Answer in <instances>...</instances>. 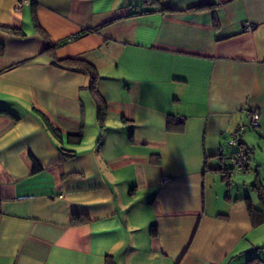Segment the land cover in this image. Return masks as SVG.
I'll return each mask as SVG.
<instances>
[{"label":"crops","instance_id":"crops-1","mask_svg":"<svg viewBox=\"0 0 264 264\" xmlns=\"http://www.w3.org/2000/svg\"><path fill=\"white\" fill-rule=\"evenodd\" d=\"M15 3L0 0V264H264L249 204L264 210L236 175L252 156L221 163L251 108L242 141L264 157V0ZM65 57L97 70L102 126Z\"/></svg>","mask_w":264,"mask_h":264},{"label":"trees","instance_id":"trees-1","mask_svg":"<svg viewBox=\"0 0 264 264\" xmlns=\"http://www.w3.org/2000/svg\"><path fill=\"white\" fill-rule=\"evenodd\" d=\"M8 32L14 33V34H18L20 32L16 31V30H7ZM53 48V44L50 42V40H47V47L45 50L49 51L52 50ZM54 63L58 66H71L74 68H77L79 70L85 71L87 72V74L89 75V89L97 103V119L99 121V124L102 126L106 120V116H107V106L105 101L100 97L98 90H97V80L99 78V74L97 72V70L95 69V67L90 64L87 61H84L82 59L79 58H74V57H65V58H55L54 59ZM2 112H7L5 110H1ZM34 112L37 114V116L39 117L43 127L45 128L46 131H48V133L52 136H54L55 138H57L61 143L63 142V138L61 136V134L59 133V131L47 120V118L44 116L43 113L39 112L38 110L34 109ZM65 140L66 142L69 143H80L82 140V133H77V134H67L65 136ZM59 150L63 153V155L67 158H71L73 156H75L76 152L75 150H71L68 149L66 147L63 146H59ZM229 171H233L231 169H229L228 167L226 168ZM255 189L258 191V195L259 198L262 201V204H264V187H262V185H255ZM256 212V213H254ZM249 213L251 215L252 220L256 223V224H260L262 221V219H264V215H262L260 210H257L255 208H253V206L251 204H249ZM156 226H153V230L155 229ZM155 232V231H154ZM107 264H115L113 261L109 260L107 261Z\"/></svg>","mask_w":264,"mask_h":264},{"label":"built area","instance_id":"built-area-1","mask_svg":"<svg viewBox=\"0 0 264 264\" xmlns=\"http://www.w3.org/2000/svg\"><path fill=\"white\" fill-rule=\"evenodd\" d=\"M28 0H16L15 9L20 10ZM247 29H251L252 25H247ZM74 37H69L67 41L73 40ZM178 121H182L183 117L179 116ZM260 126V114L256 108H251L248 115V124L237 127L228 140L229 146L232 148L228 154L221 155V163L233 171H242L249 164L250 154L253 152V147L244 144L242 136L247 129H256ZM165 181L167 179H164Z\"/></svg>","mask_w":264,"mask_h":264},{"label":"rangeland","instance_id":"rangeland-1","mask_svg":"<svg viewBox=\"0 0 264 264\" xmlns=\"http://www.w3.org/2000/svg\"><path fill=\"white\" fill-rule=\"evenodd\" d=\"M253 153L250 154V157H251V161H252V166L253 169L255 170V168H258L259 170V173H258V179L262 182V184H264V157L262 158H259V154H255V155H252ZM254 156V157H253ZM261 157V156H260ZM250 160V159H249ZM253 169L249 172H244V173H237L236 175H238L237 177H240V183L243 182V180H246V185L244 187H242V191H247L249 190L250 191V196L253 200V204L254 206H256L257 208H260L261 210H264V208H262L261 204H262V201L260 200V202L257 200L256 198V194L254 191H252L250 189V183L252 182L251 180H248V175H252L253 177L252 180L254 179V174L255 172H253ZM235 175V176H236Z\"/></svg>","mask_w":264,"mask_h":264}]
</instances>
